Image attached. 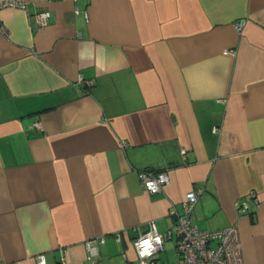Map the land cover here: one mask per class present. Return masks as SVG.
Returning a JSON list of instances; mask_svg holds the SVG:
<instances>
[{
    "label": "crops",
    "instance_id": "obj_1",
    "mask_svg": "<svg viewBox=\"0 0 264 264\" xmlns=\"http://www.w3.org/2000/svg\"><path fill=\"white\" fill-rule=\"evenodd\" d=\"M19 1L0 10V264H135L131 228H169L195 185L192 223L235 225L264 264V0ZM142 169L169 182L151 194Z\"/></svg>",
    "mask_w": 264,
    "mask_h": 264
},
{
    "label": "built area",
    "instance_id": "obj_2",
    "mask_svg": "<svg viewBox=\"0 0 264 264\" xmlns=\"http://www.w3.org/2000/svg\"><path fill=\"white\" fill-rule=\"evenodd\" d=\"M5 7H19L27 10L26 3L19 0L0 1V10ZM49 16L48 10L36 12L34 14L36 25L45 26ZM245 21V19H241L236 24V28L238 30L242 29ZM0 29L3 30L1 23ZM227 53L233 55L235 50H228ZM82 82L87 86L93 83L92 80ZM34 125L41 128L39 122H35ZM217 129V127H214L215 131ZM181 153L185 154V150H182ZM137 173L143 188L151 194L160 191L169 182V176L165 170L156 172L152 169H142L138 170ZM203 190L202 185H195L189 190L182 201L181 211H178L175 206L169 208V213L175 218L169 228L159 231L153 221L149 222L145 228L140 225L131 228L134 236L130 241V245L134 251L135 264H244L241 243L235 225L207 230L197 227L190 220V215ZM249 197L256 199L252 191L249 192ZM237 203L242 212H250L251 208L248 200H241ZM123 232L121 230L112 232V239L116 243H120ZM106 240L107 234H103L87 238L84 241L87 260L96 263L95 256L98 253L99 246L105 244ZM168 240L174 242L176 252L174 261L158 257V254L164 250V244ZM122 255L127 260L126 264H131L132 259L129 257L127 248L123 249ZM36 262L37 264H44V255H37ZM58 262L59 264H79L68 260L65 255L60 256Z\"/></svg>",
    "mask_w": 264,
    "mask_h": 264
},
{
    "label": "trees",
    "instance_id": "obj_3",
    "mask_svg": "<svg viewBox=\"0 0 264 264\" xmlns=\"http://www.w3.org/2000/svg\"><path fill=\"white\" fill-rule=\"evenodd\" d=\"M152 170H154V171H156V172H157V171H160V170H163V169H152Z\"/></svg>",
    "mask_w": 264,
    "mask_h": 264
},
{
    "label": "rangeland",
    "instance_id": "obj_4",
    "mask_svg": "<svg viewBox=\"0 0 264 264\" xmlns=\"http://www.w3.org/2000/svg\"><path fill=\"white\" fill-rule=\"evenodd\" d=\"M167 242L169 243V242H171V241H170V240H168ZM172 242H173V241H172ZM172 242H171V243H172Z\"/></svg>",
    "mask_w": 264,
    "mask_h": 264
}]
</instances>
